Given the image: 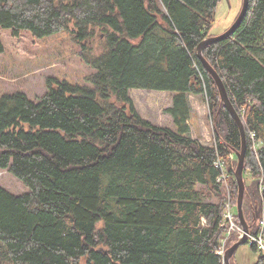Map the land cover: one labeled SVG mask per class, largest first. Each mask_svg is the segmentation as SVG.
<instances>
[{
    "label": "trees",
    "instance_id": "16d2710c",
    "mask_svg": "<svg viewBox=\"0 0 264 264\" xmlns=\"http://www.w3.org/2000/svg\"><path fill=\"white\" fill-rule=\"evenodd\" d=\"M218 1L0 0V29L71 32L93 69L83 84L48 78L37 101L21 91L0 96V169L29 188L15 195L0 185V261L223 264L228 195L239 223L241 133L195 50ZM202 50L243 122V218L256 234L264 221V0H249L232 34ZM130 88L172 93L164 111L174 129L141 117ZM190 94L207 98L209 145L190 136ZM216 159L228 189L216 180ZM237 240L231 234L226 249ZM250 247L259 251L253 264H264V252Z\"/></svg>",
    "mask_w": 264,
    "mask_h": 264
},
{
    "label": "rangeland",
    "instance_id": "374dc122",
    "mask_svg": "<svg viewBox=\"0 0 264 264\" xmlns=\"http://www.w3.org/2000/svg\"><path fill=\"white\" fill-rule=\"evenodd\" d=\"M241 6L242 0H219L214 9L209 33L213 36L219 35L229 28L236 20ZM20 31L18 36H14L11 29H0V38L4 46V49L0 51V96L6 92L21 91L30 100L37 101L38 97L47 90L48 78L64 79L73 84L86 83V76L93 72V69L83 61L80 55L81 45L75 42L71 32L62 31L37 38L30 31ZM96 35L98 36L96 39L103 37L100 31H97ZM197 98L201 107L203 106L204 113L199 112L198 114V111L192 109L193 114H191L189 123L194 131L192 129L191 132L200 139L202 144L208 145L213 142L212 115L209 113L205 94L197 95ZM156 99L161 103L158 104L162 108L156 110L152 120H158L161 125L174 129L173 121L167 116L164 111L165 107H163L171 98L162 96ZM139 105L148 114L152 112L151 104L148 105L142 100ZM153 106L157 105L153 104ZM206 129L209 132V138H207ZM246 179L249 180V178ZM226 181L228 184L227 178ZM0 185L15 195L26 193L29 190L21 180L6 169H0ZM0 244L4 246L2 242ZM258 254L259 251H254L250 245L243 244L231 256V262L232 264H253ZM0 262V264H10L5 259H1Z\"/></svg>",
    "mask_w": 264,
    "mask_h": 264
},
{
    "label": "water",
    "instance_id": "95a60500",
    "mask_svg": "<svg viewBox=\"0 0 264 264\" xmlns=\"http://www.w3.org/2000/svg\"><path fill=\"white\" fill-rule=\"evenodd\" d=\"M249 7V0H242V6L240 8V11L236 17V20H234V22H232V24L229 26V28H227L223 33L219 34V35H212V36H208L206 38H204L200 44L198 45L197 49H195L197 51V56L198 58L201 60L200 62L203 64V66L207 69V71L210 73V76L213 77L215 83H216V88L218 89V93L220 96V101L224 104V106L227 108V110L229 111V114L232 115V117L234 118V120L236 121L237 127H239V131L241 133V147L239 150L235 151V155L237 157V164L235 165V170H234V179L236 181V185H237V201H236V213H237V218L239 220L240 225L242 226V230L243 233L242 235L238 238L237 241H235L234 243H232V245H230L225 253L224 256H222V262L223 264H231L230 263V258L231 256H233L234 252L237 250V248L240 245H243L247 242V237H248V229L249 226L245 220V218H243V209H242V204H243V198H244V190H245V184H244V180L242 179L243 177V170H244V161H245V155H246V135H245V130H244V126H243V122L241 117L236 114V110L234 109L231 101H229V96L227 94L226 88L222 79L220 78L219 75H217L218 73L213 69V67L207 63V60L204 58L203 54H202V49L213 42H216L218 40L224 39L226 37L229 36V34H231L236 27L241 23V21L243 20L246 12H247V8ZM259 212L257 213L258 217Z\"/></svg>",
    "mask_w": 264,
    "mask_h": 264
},
{
    "label": "crops",
    "instance_id": "0c3cea01",
    "mask_svg": "<svg viewBox=\"0 0 264 264\" xmlns=\"http://www.w3.org/2000/svg\"><path fill=\"white\" fill-rule=\"evenodd\" d=\"M209 36H212V34H210L209 33ZM206 37H208V36H206ZM133 91V92H132ZM153 91H155V92H153ZM146 90V89H142V88H130L129 89V94H130V97L132 98V100H133V105H135V107H136V109L138 110V112L140 113V115L142 116V117H144L145 119H147V120H149V121H151V122H153V123H155V124H157V125H160V126H164V125H161L160 123H159V121L158 120H152V116H154L155 114H156V110L158 109V108H162V106H159V104L158 103H160L159 101L157 102L156 100V98H160V97H168V98H171L170 100H172V93H170L169 91H166V90ZM168 94H170V95H168ZM134 95L136 96V97H134ZM137 98V99H136ZM142 100L143 101H145L146 102V104H148V105H150V108H151V110H152V112L150 113L149 112V114L145 111V110H143L142 109V107L139 105V104H141L142 103ZM168 101V104L166 105H163V107H167V106H169L171 103V101ZM199 100H198V98H197V95H189V103H190V105H191V107H192V109H194V110H196V111H198V114H199V112H201V113H204L203 111V106L201 107V105H200V102H198ZM153 104H156L157 106L155 107V106H153ZM161 104V103H160ZM167 114V116H169V114L168 113H166ZM197 114V115H198ZM150 116V117H149ZM170 117V119H171V121H172V118H171V116H169ZM189 125H190V127H189V129H190V136H191V138H193V139H197L198 141L200 140L196 135H194V133L193 132H191V130L193 129V131H194V128L191 126V124L189 123ZM192 127V128H191ZM206 135H207V138H209V132H208V130L206 129ZM207 138H205L206 140H207ZM201 142V141H200ZM202 143V142H201ZM208 145H209V143H208Z\"/></svg>",
    "mask_w": 264,
    "mask_h": 264
},
{
    "label": "built area",
    "instance_id": "2783aa9c",
    "mask_svg": "<svg viewBox=\"0 0 264 264\" xmlns=\"http://www.w3.org/2000/svg\"><path fill=\"white\" fill-rule=\"evenodd\" d=\"M254 136L251 133V139L253 140V148L255 146L258 145V143H256L255 139H253ZM214 165L215 167H217L218 169L221 170V174L219 175V177L216 179L219 182H222L224 184V186L228 189V185H227V174H226V170L225 167L223 166L224 164L221 162V160L216 159L214 161ZM230 204V200H229V195L227 197V201H226V210H225V217L228 221V229L226 230L225 235L223 236V238L220 240L219 243V247L217 249V254L224 256V253L226 251V245L225 243L227 242V239L231 236V234L235 233L238 235V238L242 235L243 231L242 230V226L239 223H236L234 221L233 217V212L231 209V205ZM260 229H258L256 234H250L248 233V237H247V242L246 244L251 245L254 244L256 245L258 248H260L263 252H264V221L260 220Z\"/></svg>",
    "mask_w": 264,
    "mask_h": 264
},
{
    "label": "bare ground",
    "instance_id": "6f19581e",
    "mask_svg": "<svg viewBox=\"0 0 264 264\" xmlns=\"http://www.w3.org/2000/svg\"><path fill=\"white\" fill-rule=\"evenodd\" d=\"M232 34V33H231Z\"/></svg>",
    "mask_w": 264,
    "mask_h": 264
}]
</instances>
